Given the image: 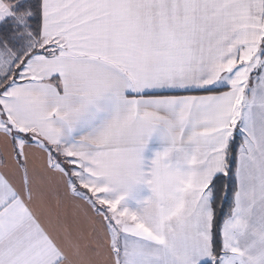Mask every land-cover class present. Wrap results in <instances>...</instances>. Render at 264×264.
<instances>
[{
    "label": "snow or ice",
    "instance_id": "1",
    "mask_svg": "<svg viewBox=\"0 0 264 264\" xmlns=\"http://www.w3.org/2000/svg\"><path fill=\"white\" fill-rule=\"evenodd\" d=\"M0 264H264V0H0Z\"/></svg>",
    "mask_w": 264,
    "mask_h": 264
}]
</instances>
